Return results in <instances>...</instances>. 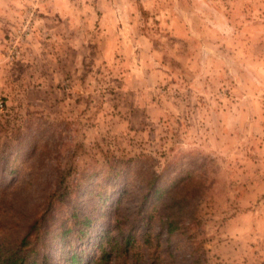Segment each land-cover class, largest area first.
<instances>
[{
	"label": "rangeland",
	"instance_id": "obj_1",
	"mask_svg": "<svg viewBox=\"0 0 264 264\" xmlns=\"http://www.w3.org/2000/svg\"><path fill=\"white\" fill-rule=\"evenodd\" d=\"M55 1L0 0V239L48 206L53 232L73 207L92 214L79 176L103 182L118 158L130 172L119 212L142 191L136 174L185 170L175 196L196 221L162 237L174 248L163 264H264V0H66L96 48L64 71ZM127 3L137 45L105 60L102 6Z\"/></svg>",
	"mask_w": 264,
	"mask_h": 264
},
{
	"label": "trees",
	"instance_id": "obj_2",
	"mask_svg": "<svg viewBox=\"0 0 264 264\" xmlns=\"http://www.w3.org/2000/svg\"><path fill=\"white\" fill-rule=\"evenodd\" d=\"M114 164L116 172L112 173L114 165L109 166L103 177L105 181L112 176L115 181L108 192L111 197L107 192L102 194L104 181L90 186L88 180L95 175L79 176L78 186H89L97 198L93 208H86L92 214L73 207L66 218L68 224L53 232L49 211L52 206H48V210L31 219L19 238L0 239V264H163L170 259L174 248L169 245L163 248L162 237L164 241L184 237L196 221L193 210L175 196L185 170L178 175H170V171L151 174L142 180L136 174L134 179L142 184V191L130 209L119 212L123 197H130L127 190L130 172L124 169L128 161L116 158ZM200 250V243L196 249L191 248L192 253L202 254Z\"/></svg>",
	"mask_w": 264,
	"mask_h": 264
},
{
	"label": "crops",
	"instance_id": "obj_3",
	"mask_svg": "<svg viewBox=\"0 0 264 264\" xmlns=\"http://www.w3.org/2000/svg\"><path fill=\"white\" fill-rule=\"evenodd\" d=\"M128 5L120 7L117 10L109 5L102 6L101 19L95 31L102 35V46L104 50L101 55L103 59H110V57L115 53V49L118 47L130 48L135 47V39L132 40L131 37H128V33L133 31V27L126 23L130 21L127 17L130 12L131 3ZM117 11V12H116ZM77 14L81 15L80 12L74 6H70V2L66 0H56L52 4L51 8H48V21L50 31L57 33L54 39L58 42L56 47L57 54L53 57H57L58 54L62 56V61L59 64L64 71L65 64L69 63V60L66 57L70 55L74 56V62L78 61L80 53L88 48L90 53V46L96 48V45L84 36L90 33L88 31L92 30L93 27L88 23L85 24L83 28L79 27V22H77ZM76 21V22H75ZM83 31V38H80V32ZM54 36V35H53ZM130 44V45H129ZM129 45V46H128Z\"/></svg>",
	"mask_w": 264,
	"mask_h": 264
},
{
	"label": "built area",
	"instance_id": "obj_4",
	"mask_svg": "<svg viewBox=\"0 0 264 264\" xmlns=\"http://www.w3.org/2000/svg\"><path fill=\"white\" fill-rule=\"evenodd\" d=\"M1 107V106H0Z\"/></svg>",
	"mask_w": 264,
	"mask_h": 264
}]
</instances>
